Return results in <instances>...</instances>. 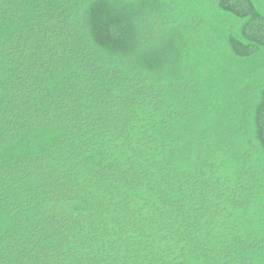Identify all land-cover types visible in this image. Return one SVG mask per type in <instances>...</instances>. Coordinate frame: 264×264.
Instances as JSON below:
<instances>
[{
  "label": "trees",
  "instance_id": "obj_1",
  "mask_svg": "<svg viewBox=\"0 0 264 264\" xmlns=\"http://www.w3.org/2000/svg\"><path fill=\"white\" fill-rule=\"evenodd\" d=\"M0 264H264V0H0Z\"/></svg>",
  "mask_w": 264,
  "mask_h": 264
}]
</instances>
